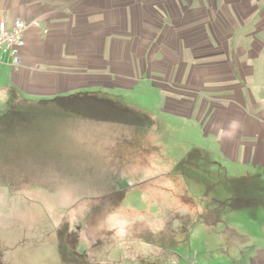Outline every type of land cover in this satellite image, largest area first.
Returning a JSON list of instances; mask_svg holds the SVG:
<instances>
[{
  "label": "rangeland",
  "instance_id": "374dc122",
  "mask_svg": "<svg viewBox=\"0 0 264 264\" xmlns=\"http://www.w3.org/2000/svg\"><path fill=\"white\" fill-rule=\"evenodd\" d=\"M0 3L52 8L79 55L45 69L46 97L43 72L30 100L0 73V264H75L85 250L203 264L246 244L257 186L233 160L264 143V0ZM94 73L104 81L81 89Z\"/></svg>",
  "mask_w": 264,
  "mask_h": 264
},
{
  "label": "crops",
  "instance_id": "0c3cea01",
  "mask_svg": "<svg viewBox=\"0 0 264 264\" xmlns=\"http://www.w3.org/2000/svg\"><path fill=\"white\" fill-rule=\"evenodd\" d=\"M26 11L23 12L19 7H12L8 3H0V20L7 21L10 26L17 20L28 23L38 21L40 23V27L30 28L26 32V46L20 52L21 62L19 65H15L6 53L0 54V73L7 75L11 79L10 82L19 95L30 100V83L40 76L38 73L43 72L44 84L46 85L43 87L42 97H46L47 86L52 83L51 76L53 72L50 71L47 73L49 75H47L45 74V69H57L64 65L61 62H76L79 59V55L73 49L78 36L75 31L64 30L70 26L69 22L64 20L59 21L52 8L45 7L42 10L39 9L34 12H30V8H28ZM85 45L93 47V50L97 51V37ZM106 48H108V44H106ZM66 65L70 64L67 63ZM71 76L67 78L66 83L70 81ZM81 79V89L88 88V83L94 84L104 81L98 73L83 74ZM106 80H112V75L107 76ZM8 89L10 90L11 87L8 86ZM242 146V143H240L235 150L233 161L236 163L240 162L242 165H248L255 175L253 178H250L257 186L254 189V193L252 192L253 201L247 199L248 205L245 208L248 209L246 211L260 208L254 221L256 224L252 226L255 230L249 235L246 244H235L236 246L232 250L226 245H221V248L217 252L205 255L206 259L202 260L203 264H211V260L213 261L214 259L218 263L230 261V264H264V143L262 141L260 144L251 143L252 152H248ZM194 263L197 264V260Z\"/></svg>",
  "mask_w": 264,
  "mask_h": 264
},
{
  "label": "built area",
  "instance_id": "2783aa9c",
  "mask_svg": "<svg viewBox=\"0 0 264 264\" xmlns=\"http://www.w3.org/2000/svg\"><path fill=\"white\" fill-rule=\"evenodd\" d=\"M33 27H40V23L17 20L10 26L7 21L0 20V54L6 53L15 65H19L20 52L26 46L25 34ZM186 264L193 263L187 261Z\"/></svg>",
  "mask_w": 264,
  "mask_h": 264
},
{
  "label": "trees",
  "instance_id": "16d2710c",
  "mask_svg": "<svg viewBox=\"0 0 264 264\" xmlns=\"http://www.w3.org/2000/svg\"><path fill=\"white\" fill-rule=\"evenodd\" d=\"M97 245H95L97 248L99 247V246H101V242L100 241H97ZM95 250V249H94ZM60 253H62V255H66V256H68V254H67V251H64V250H61V252ZM93 254V250H91V251H89V250H85V252H84V256H79V255H75V254H73V255H71L72 256V258H71V260H74V263L75 264H99V263H104L105 261H110V260H108L105 256H101L102 257V259L100 260V259H98L99 261V263L96 261V260H94V258L93 257H91V255ZM111 261H113V259L111 260ZM66 263H68V262H66ZM72 264V263H71Z\"/></svg>",
  "mask_w": 264,
  "mask_h": 264
}]
</instances>
